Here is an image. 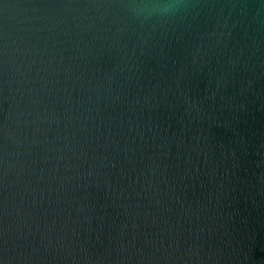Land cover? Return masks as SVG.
Segmentation results:
<instances>
[{
	"label": "water",
	"instance_id": "1",
	"mask_svg": "<svg viewBox=\"0 0 264 264\" xmlns=\"http://www.w3.org/2000/svg\"><path fill=\"white\" fill-rule=\"evenodd\" d=\"M0 0V264H264V0Z\"/></svg>",
	"mask_w": 264,
	"mask_h": 264
},
{
	"label": "clouds",
	"instance_id": "2",
	"mask_svg": "<svg viewBox=\"0 0 264 264\" xmlns=\"http://www.w3.org/2000/svg\"><path fill=\"white\" fill-rule=\"evenodd\" d=\"M128 7L133 18L143 24L153 16L166 19L175 15L183 7V0H131Z\"/></svg>",
	"mask_w": 264,
	"mask_h": 264
}]
</instances>
